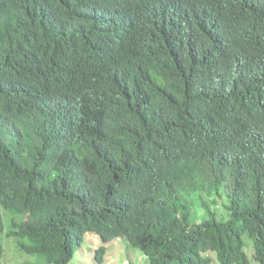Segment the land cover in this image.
<instances>
[{"label":"trees","instance_id":"obj_1","mask_svg":"<svg viewBox=\"0 0 264 264\" xmlns=\"http://www.w3.org/2000/svg\"><path fill=\"white\" fill-rule=\"evenodd\" d=\"M87 235L264 264V0H0V264Z\"/></svg>","mask_w":264,"mask_h":264},{"label":"rangeland","instance_id":"obj_2","mask_svg":"<svg viewBox=\"0 0 264 264\" xmlns=\"http://www.w3.org/2000/svg\"><path fill=\"white\" fill-rule=\"evenodd\" d=\"M3 240L6 245L3 264H23L25 260H28L26 254L24 255L23 252L21 253L16 246L15 239L7 238ZM101 244V240L98 236H86V242L83 249L86 253L84 264H98L97 260L95 259V251L100 248ZM106 247V258L103 264H150L149 258L143 251L131 247L127 241L123 239L115 240L114 242L107 244ZM76 262L77 264H81L83 262L79 258V255Z\"/></svg>","mask_w":264,"mask_h":264}]
</instances>
